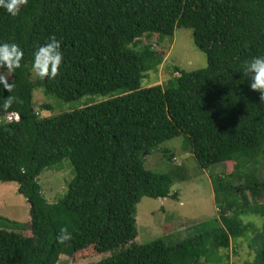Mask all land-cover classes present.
<instances>
[{
	"label": "trees",
	"instance_id": "16d2710c",
	"mask_svg": "<svg viewBox=\"0 0 264 264\" xmlns=\"http://www.w3.org/2000/svg\"><path fill=\"white\" fill-rule=\"evenodd\" d=\"M179 27L191 29L206 66L168 65L163 84L141 86L163 52L138 39L171 41ZM49 36L60 42L61 65L40 79L32 53ZM0 42L23 53L12 73L0 69L13 84L10 92L0 87V97L18 98L0 107V182L17 183L30 232L0 216V264H56L90 247L104 255L88 264H231L220 251L245 236L254 221L247 213L263 217V234L250 231L260 247L243 264H264V103L242 72L245 60L264 55V0H27L16 16L0 8ZM34 89L64 102L100 100L40 117ZM179 136L200 169L218 168L209 177L216 216L172 243L138 244L140 198L177 200L173 183L190 178L182 164L164 172L144 166L153 151L171 163V149L157 147ZM64 158L73 176L49 202L38 176ZM61 227L68 241H57Z\"/></svg>",
	"mask_w": 264,
	"mask_h": 264
},
{
	"label": "rangeland",
	"instance_id": "374dc122",
	"mask_svg": "<svg viewBox=\"0 0 264 264\" xmlns=\"http://www.w3.org/2000/svg\"><path fill=\"white\" fill-rule=\"evenodd\" d=\"M138 42L139 44L150 43L154 49L163 52L162 62L156 70L150 72L149 76L142 81L141 86L143 87L152 84H163L173 72V69L169 66H176L181 70L189 71L204 68L207 64L204 53L193 44L192 31L188 28H175L171 41L167 36L159 40L157 35L153 34L140 37ZM98 100H100L99 96L85 95L64 102L52 95H44L40 89L33 90V106L39 112L40 117L80 108ZM42 103L49 104L50 108L40 110L39 106ZM157 148L171 149L173 155L171 163L167 162L160 152L153 151L145 157L144 166L146 168L164 172L172 169L173 166L182 164L190 178L173 183V190L178 192L177 200L171 198L155 199L145 196L140 198L135 205L137 235L134 242L138 244H145L156 239L172 243L177 240L178 235L180 238L185 237L190 231L189 226L191 224L195 226L201 221L216 216V210L214 214L213 192L209 177L218 168H211L208 171L200 169L190 146L184 141L183 136L165 140ZM195 167L199 169L198 172ZM201 171L202 173H200ZM72 176V167L66 158L52 168L44 169L38 176V183L47 201L53 202L60 198L66 191L67 184ZM259 203L263 204L264 199L259 200ZM161 207L163 210H161ZM28 209L29 205L26 199L17 193V183L0 182V216L20 223L22 226L21 232L27 235L30 234ZM243 217L245 221L254 220L245 236L232 241L225 251H220L221 255H228L231 264H243L244 261L251 260L260 247L258 237L263 234L261 230L263 217L249 213ZM250 231L257 234V240H255L256 237L252 240L251 236L253 234ZM193 233L194 231L190 234ZM262 240H264V235ZM103 255L96 253L90 247L88 250L73 256L62 254L56 264H88L97 261Z\"/></svg>",
	"mask_w": 264,
	"mask_h": 264
},
{
	"label": "clouds",
	"instance_id": "9594fccd",
	"mask_svg": "<svg viewBox=\"0 0 264 264\" xmlns=\"http://www.w3.org/2000/svg\"><path fill=\"white\" fill-rule=\"evenodd\" d=\"M27 3V0H0V8H3L11 16H16L20 6ZM23 53L20 47L12 42H0V69H5L7 74L12 73L20 67ZM62 51L60 42L49 36L48 41L36 47L32 53L31 69L36 77L53 78L61 65ZM242 72L248 78L249 88L258 90L259 101L264 103V55L253 56L243 62ZM0 71V87L10 92L13 84L7 79V74ZM18 98L14 95L0 97V107L8 109ZM71 238V233L61 227L57 234V241L64 242Z\"/></svg>",
	"mask_w": 264,
	"mask_h": 264
}]
</instances>
